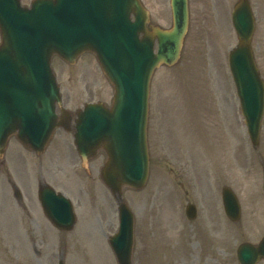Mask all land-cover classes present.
I'll return each mask as SVG.
<instances>
[{"label":"rangeland","instance_id":"obj_1","mask_svg":"<svg viewBox=\"0 0 264 264\" xmlns=\"http://www.w3.org/2000/svg\"><path fill=\"white\" fill-rule=\"evenodd\" d=\"M30 1L21 0V3L29 5ZM235 1L188 0V28L179 59L171 66L160 65L150 78L149 148L159 154L156 164L165 174L156 176L151 172L142 189L123 190V198L134 213L132 264H148L152 259L158 261L164 253L170 256L171 264H237V244L243 241L256 244L264 234V195L261 188L264 113L259 143L252 147L238 110V99L231 98L235 88L226 63L228 51L237 42L230 19ZM249 1L255 16L252 48L264 80V0ZM142 2L149 11L150 25L171 26L169 0ZM52 65L65 107L82 106V103L91 100L110 104L112 86L93 54L82 53L72 64L54 56ZM207 96L219 111L222 110L219 107L225 108L221 126L224 130L215 126L218 120L207 113ZM198 107L204 108L209 117L205 114L202 120L197 115ZM157 128L166 131V134L161 136ZM62 133V129H57L47 150L40 156L31 153L34 157L11 138L4 155L0 157V264L2 261L7 264H22V261L31 264L33 254L35 259H40L37 264H56L59 259L64 264H116L104 234L112 233L118 226L116 201L109 189L103 191L104 187L98 179L95 180V189L100 194L97 202L94 193L87 195L85 190L91 186L81 183L86 176L87 181L93 182L96 177L94 170L101 163L92 160L89 169L93 171L87 173L88 166L84 168L70 149V134ZM61 134L62 142H58ZM168 140L178 147L201 143L206 160L210 156L221 159L224 155L225 169L227 171V167H231L232 174L226 172L221 175L217 188L213 180L196 189L185 187L181 183L185 182L187 161L180 148H172L174 154L164 161V153L171 152ZM53 144L60 148L58 151L64 156L59 165V162L45 163L53 151L49 149ZM213 152L215 154L211 155ZM175 159L178 162H174ZM205 168L208 169V166ZM217 170H224L220 162ZM197 176L201 180L202 172H198ZM42 178L73 197L71 200L77 221L71 230H54L39 215L19 210L12 196V183L19 185L14 184L35 213L38 211L33 206L37 201L35 183ZM223 185L231 187L238 198L241 213L237 221L229 220L223 211L220 196ZM206 186L210 187L204 191ZM187 201H192L197 208L193 220L184 215ZM96 205L102 210L99 211ZM166 208H171L172 212ZM165 210L171 219L162 216ZM176 242L180 245L185 243L188 247L187 258L182 253L171 254ZM32 245L36 247L33 252ZM152 255L155 257L151 258ZM258 264H264V260Z\"/></svg>","mask_w":264,"mask_h":264},{"label":"water","instance_id":"obj_2","mask_svg":"<svg viewBox=\"0 0 264 264\" xmlns=\"http://www.w3.org/2000/svg\"><path fill=\"white\" fill-rule=\"evenodd\" d=\"M170 5L171 29L155 28L150 33L145 29L146 11L138 0H35L30 9L21 7L18 0H0V154L8 134L15 130L23 142L42 149L55 125L49 104L59 100L49 58L58 53L73 61L79 52L91 50L113 83L115 93L110 109L90 104L79 113L75 134L78 150L86 156L91 147L104 141L108 160L103 177L111 189L117 190L120 184L141 186L147 174L145 124L149 77L160 62L172 64L177 59L187 27L186 0H171ZM232 20L238 45L230 52L229 62L248 133L255 144L264 84L253 61L250 40L254 19L247 1L235 5ZM154 38L158 45L156 53ZM23 78L29 87L37 84L34 99L42 94L44 98L36 102L28 93L14 103L12 98L20 96V92L7 93L19 90ZM46 94L51 95L50 100ZM7 103L22 107H11L9 112ZM33 104L47 108L32 112ZM44 195L43 208L50 220L58 227H70L74 220L71 207L47 191ZM222 199L227 215L237 218L239 207L228 188L222 190ZM120 210V230L110 243L119 261L129 264L132 217L125 205ZM261 257L264 258V237L258 246L242 243L237 248L239 264H255Z\"/></svg>","mask_w":264,"mask_h":264},{"label":"bare ground","instance_id":"obj_3","mask_svg":"<svg viewBox=\"0 0 264 264\" xmlns=\"http://www.w3.org/2000/svg\"><path fill=\"white\" fill-rule=\"evenodd\" d=\"M166 218L168 219V216H166ZM163 244V243H162ZM187 250V247L185 246V244L183 243V244H178V242H176V243H174L173 244V246H172V250L170 251V252H173V253H171V254H177V255H180L181 253L183 254V255H185V251ZM166 255L167 254H165V257L164 258H162L161 260H160V262H165V264H166ZM190 260V259H189Z\"/></svg>","mask_w":264,"mask_h":264},{"label":"flooded vegetation","instance_id":"obj_4","mask_svg":"<svg viewBox=\"0 0 264 264\" xmlns=\"http://www.w3.org/2000/svg\"><path fill=\"white\" fill-rule=\"evenodd\" d=\"M34 262H35V260H34ZM39 262V259H36V263H38Z\"/></svg>","mask_w":264,"mask_h":264}]
</instances>
